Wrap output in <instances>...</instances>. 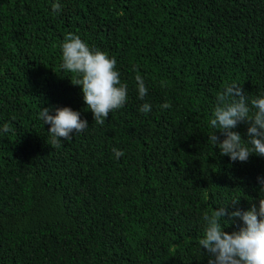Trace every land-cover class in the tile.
<instances>
[{
    "label": "trees",
    "instance_id": "16d2710c",
    "mask_svg": "<svg viewBox=\"0 0 264 264\" xmlns=\"http://www.w3.org/2000/svg\"><path fill=\"white\" fill-rule=\"evenodd\" d=\"M69 32L128 86L103 125L61 67ZM233 82L249 104L264 95V0H0V264H208L203 214L264 196V157L232 161L208 140ZM65 106L89 126L52 146L38 114Z\"/></svg>",
    "mask_w": 264,
    "mask_h": 264
},
{
    "label": "clouds",
    "instance_id": "9594fccd",
    "mask_svg": "<svg viewBox=\"0 0 264 264\" xmlns=\"http://www.w3.org/2000/svg\"><path fill=\"white\" fill-rule=\"evenodd\" d=\"M52 8L58 12L61 5L57 2ZM61 48L62 69L75 74L71 82L81 86L86 107L92 111L95 123L103 125L109 113L122 108L127 101L128 86L121 82L115 67L116 58L99 49H90L72 32L66 34ZM135 81L138 98L144 100L148 93L145 81L139 74ZM161 108H171V104L165 102ZM140 111L147 114L151 105L143 103ZM38 116L44 124L50 125L52 146L57 147L61 140H68L73 133L82 132L89 126L78 111L67 106L56 108L55 115L50 114L48 107L41 108ZM240 123L248 124L247 139L234 130ZM210 124L215 131L208 140L219 149L220 155L241 162H246L253 154L264 157V95L256 96L249 104L242 84L225 85L224 90L217 93ZM217 130L224 135L222 140L216 135ZM9 131L10 126L5 124L3 132ZM113 152L116 158L124 155L122 150L113 149ZM258 181L260 191H264V177H258ZM238 202L239 199H235L211 214H203L204 231L198 244L207 253L208 264H264V196L259 197L258 203H251L247 210L235 208L230 211L228 205L234 206ZM237 218L242 223L231 232L225 231Z\"/></svg>",
    "mask_w": 264,
    "mask_h": 264
}]
</instances>
